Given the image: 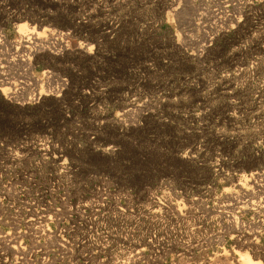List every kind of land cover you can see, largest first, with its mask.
I'll return each mask as SVG.
<instances>
[{
  "label": "rangeland",
  "instance_id": "rangeland-1",
  "mask_svg": "<svg viewBox=\"0 0 264 264\" xmlns=\"http://www.w3.org/2000/svg\"><path fill=\"white\" fill-rule=\"evenodd\" d=\"M0 65L10 80L0 86V139L43 142L20 165L30 181L15 207L59 208L74 221L65 211L91 201L87 220L120 221L145 259L150 235L168 238L148 190L167 181L187 197L203 185L225 195L235 174L264 167V0H0ZM9 91L26 106L5 103ZM192 246L183 250L195 264L251 258L214 260L220 251ZM154 247L153 264H173Z\"/></svg>",
  "mask_w": 264,
  "mask_h": 264
},
{
  "label": "bare ground",
  "instance_id": "bare-ground-1",
  "mask_svg": "<svg viewBox=\"0 0 264 264\" xmlns=\"http://www.w3.org/2000/svg\"><path fill=\"white\" fill-rule=\"evenodd\" d=\"M8 75L6 68L0 65V86L10 85ZM10 93L9 91L2 95L5 103L26 106L24 100L13 98ZM23 140L27 141V138H21L15 142V145H11L12 142L7 138L0 139V264H153L159 254L158 251L155 252L156 244H163L166 247L165 251L171 254L170 260L173 264L196 263L194 252L190 251L191 253L186 254L183 250H187L190 245H193L192 248L196 247L199 253L220 251L221 254L215 255L214 260L225 256V252H231L235 256L237 253H245L251 258L264 261V167L241 173L238 177L235 174L238 182L229 187L225 195L217 194L209 185H203L202 188H197L198 195L194 192L187 197L183 189H177L167 181H162L153 190H146L150 213L156 218L167 221L168 238L163 241L156 234L150 235L147 244L152 248L150 247V256L145 259L138 243H127L129 232L125 231L120 221V224H117L97 222L94 218L87 220L88 216L85 217L84 209L88 210V207L93 209L88 205L91 201L74 204L76 205L75 208L73 207L74 210H63L72 214L75 212L79 218L74 221H64L63 212L58 213L59 208L56 210L57 213L48 215L49 212L38 210L39 206L33 213L34 209H25L26 203H23V207H15L13 198L18 197L16 195L22 197L23 190L20 189L30 181V174L23 172L20 165L31 154L30 148L31 151H43L40 148L43 142L36 140L32 146ZM14 148L17 153L23 150L24 152L12 156L11 152ZM53 158L57 159L58 156ZM40 160L49 159L43 154ZM63 162L67 166L68 162L65 158ZM13 165L15 168L20 167V173L15 176V180L12 176ZM229 174L223 175L225 182L231 179ZM106 181V178L101 177L98 185L103 186ZM96 191L101 201H105L102 200V195H107L105 192L103 194L104 190L98 187ZM211 195H213L212 202ZM62 201L67 203L65 199H61ZM124 209H118V217L121 219L128 215ZM176 246L181 247L179 253L174 251ZM226 246H229V249H226ZM251 258L243 260L241 264H259Z\"/></svg>",
  "mask_w": 264,
  "mask_h": 264
}]
</instances>
